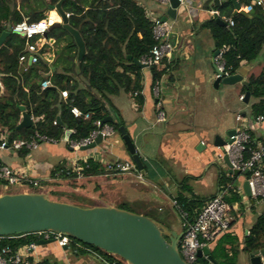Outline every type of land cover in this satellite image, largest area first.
I'll list each match as a JSON object with an SVG mask.
<instances>
[{
	"label": "crops",
	"instance_id": "obj_1",
	"mask_svg": "<svg viewBox=\"0 0 264 264\" xmlns=\"http://www.w3.org/2000/svg\"><path fill=\"white\" fill-rule=\"evenodd\" d=\"M134 1L144 9L149 19L166 20L171 26L167 38L171 45L170 53L155 66L157 71H164L161 78L153 82L150 67L140 68V92L132 95L120 93L109 97V102L105 103L109 110L108 117L112 121L123 122L143 162L144 175L138 171L126 175L104 173L63 177V170L72 173L75 159H92L103 168L105 164L114 161L131 162L121 136L115 132L92 150L74 149L66 145L64 140L42 144L28 153L25 150H0V163L37 181L38 187L44 191L40 194L45 196L55 189L66 187L76 194L88 195L90 184L96 190L101 186H112L117 179L134 177L135 190H132L129 197L140 208L137 214L149 218L155 214L159 220L154 221L181 236L186 226L211 198L217 194H221L222 198L230 197L229 192L232 191L241 201L228 206L229 228L224 233L235 237L241 250L250 227L264 213V200L246 197L242 184L249 176L241 174L235 178L228 175L224 163L216 158L219 149L214 146V142L216 137L222 140L223 133L236 130L242 125L255 137L253 143L256 147L264 142V122L256 125L251 111L255 101L250 97L247 103L240 100L246 93L242 88L246 87L248 77L258 75L264 67V47L254 62L247 64L243 61L240 64L238 70L243 73L242 83L245 86L238 83L214 88V57L218 50L205 24L215 18V21L219 19L227 23L228 28L231 26L232 20L224 16L220 18L219 11L213 8L216 3L221 4L225 0H183V4L176 10L175 19L166 18L167 7H163V11L159 10L160 5L155 0ZM247 1L249 5H246L245 0H237L236 3L242 14L250 17L251 7L255 5L252 0ZM233 12L234 6L232 15ZM57 17L56 22H60ZM52 45L53 40L50 46L45 47L46 54ZM223 48L228 50L229 47L223 46L220 49ZM45 60L49 63L48 59ZM156 87L157 94L154 93ZM2 92L0 86V94ZM236 95L237 102H242L243 108L236 105L233 99ZM137 97L142 99L140 105L136 102ZM159 111L164 112L163 122L156 121ZM237 116L243 121L239 122ZM228 178L234 180L225 187L220 181ZM121 182L131 183L132 180ZM179 196L193 202V208L186 210L178 203ZM174 201L181 206L186 219L180 217L173 205ZM164 211L170 215L176 214L180 231L175 229L171 218L158 215ZM49 240L52 239L38 235L37 242ZM37 242L34 250L21 251L30 260L48 264H111L98 252L85 247L79 248L76 245L75 251L70 247L60 248L54 241L47 245H38ZM253 255L259 256L261 264H264V251ZM237 264H250L249 256L240 252Z\"/></svg>",
	"mask_w": 264,
	"mask_h": 264
},
{
	"label": "trees",
	"instance_id": "obj_2",
	"mask_svg": "<svg viewBox=\"0 0 264 264\" xmlns=\"http://www.w3.org/2000/svg\"><path fill=\"white\" fill-rule=\"evenodd\" d=\"M59 1L0 0V36L5 34L0 45V86L3 88L0 94V144L4 131L8 145L15 140H29L35 133L59 142L64 140L67 130L71 134L66 145L86 139L96 130V121L103 124L108 118L109 110L105 103L109 102V97L120 93L132 95L141 90V69L133 60L140 62L147 56L154 40L151 21L134 0H63L61 9L69 15L67 24L80 35L84 43L83 59L77 61V46L70 33L61 26L53 27L45 34L56 46L53 61L48 63L40 58L36 64L26 65V70H22L18 58L23 53L25 41L12 33L13 26L23 20L37 22L43 19L45 13L52 11ZM213 8L219 11L220 18L224 16L233 22L229 28L219 26L215 18L205 24L210 29L217 50L223 46L229 47L223 59L226 70L232 75L239 69L241 62H254L264 47V10L253 6L250 17L243 14L233 16L231 0L216 3ZM150 71L153 82L164 74V71H157L155 66H151ZM44 81L50 84L46 89L41 88ZM242 90L248 92L255 101L251 105L254 118H264V67L258 75L248 77L246 87ZM136 102L140 105L141 97H137ZM18 106H23L30 117L39 120L30 128L16 129L21 114ZM71 108H77L82 116L73 117ZM105 124L120 135L118 129L123 126L121 120ZM248 134L251 139L249 148L254 150L257 148L253 143L255 137L249 130ZM24 152L28 153L26 150ZM247 155L245 153V157ZM81 165L82 176L105 173L103 166L92 159ZM261 171L264 174V157ZM62 175L77 176L66 170H63ZM233 180L228 178L220 182L226 187ZM229 193L231 198H223L228 206L240 203V197L232 191ZM177 201L188 211L193 208V202H188L183 196H179ZM7 237L0 241V248L8 245L16 250L38 241L37 233ZM214 241L208 249L212 262L202 257L196 260L197 264H237L240 252L248 256L263 253L264 213L250 227L241 250L237 239L229 233L223 232ZM75 242L73 240L68 247L76 251ZM80 244L98 252L108 263L124 264L116 256L94 246Z\"/></svg>",
	"mask_w": 264,
	"mask_h": 264
},
{
	"label": "water",
	"instance_id": "obj_3",
	"mask_svg": "<svg viewBox=\"0 0 264 264\" xmlns=\"http://www.w3.org/2000/svg\"><path fill=\"white\" fill-rule=\"evenodd\" d=\"M62 2L63 0H60L54 8L60 22L54 23L49 30L61 26L68 31L77 46V61H81L85 54L84 43L80 35L68 26V18L61 9ZM231 2L234 6L233 16L242 14L243 12L239 10L236 3L237 0H231ZM179 6L177 0H169L165 12L166 18L175 19L176 10ZM216 23L223 27L228 26L227 23L219 19H216ZM4 37L5 34L0 36V45ZM133 63L141 69L146 67L136 60H133ZM242 82L243 73L238 70L230 76L215 79L213 87L218 88L219 85L233 86L238 83L245 86ZM243 97V102L247 103L249 93L246 92ZM18 109L21 116L16 129L32 127L31 117L25 112L24 107L18 106ZM57 121L59 122L58 119ZM111 121L108 117L103 121V124ZM118 130L136 170L144 175L143 162L125 128L120 126ZM234 133L235 130L228 131L227 137L229 138ZM70 134V131H65V142L68 141ZM102 141L101 135L98 134L93 143L80 149L92 150ZM227 142L216 137L214 146L221 150ZM222 162L230 176L237 178L241 174L245 176L248 174L247 171L241 172L233 169L227 155H224ZM242 189L247 198L252 197L248 180L243 182ZM39 232L61 234L71 240L94 246L109 255L118 257L125 264H187L180 257L178 251L177 244L181 235L147 216L105 206L83 209L74 205L50 201L44 194L40 193L4 194L0 196V237ZM52 242L53 240L39 241L37 244L47 245ZM208 252V249L198 251L197 258L204 257L212 262ZM249 261L250 264H261L259 256L249 255Z\"/></svg>",
	"mask_w": 264,
	"mask_h": 264
},
{
	"label": "built area",
	"instance_id": "obj_4",
	"mask_svg": "<svg viewBox=\"0 0 264 264\" xmlns=\"http://www.w3.org/2000/svg\"><path fill=\"white\" fill-rule=\"evenodd\" d=\"M160 6L168 7L169 0H155ZM179 5L183 4V0H177ZM255 6H259L264 9V0H253ZM56 16L55 9L52 10ZM49 11L45 14L44 18L37 22H28L23 20L16 24L12 28V33L23 38L24 49L23 53L18 58V64L23 71L26 70V65L36 64L40 58L44 57L45 47L50 46L52 40L47 39L45 34L49 31V28L56 23L50 16ZM215 14V13H214ZM68 18L69 15L65 14ZM151 21V34L154 40V45L150 49L147 56L143 57L140 61L146 67L157 66L162 62V59L170 53L171 45L167 41L168 35L171 30V26L167 21H162L159 18H150ZM232 26L233 23L230 22ZM227 51L226 48L217 51L214 57L215 65V79L224 78L231 74L226 70L223 59V54ZM50 86L49 81L41 83V88L46 89ZM154 93L157 94V87L154 89ZM243 96L240 100H243ZM70 113L75 118L82 116L81 112L77 108H71ZM86 118V117H85ZM165 119L164 112L159 111L156 117L157 122H163ZM32 126L39 118H33ZM237 120L242 122V118L237 116ZM255 124L260 125L264 122L263 117L254 118ZM55 124V123H54ZM96 130L90 134L86 139L78 142L68 143L70 147L74 149H80L86 147L94 142L98 134L101 135L103 140L110 138L114 134V130L108 124H101L98 121L95 123ZM7 134L4 131L2 134V142L0 144V150L12 149V150H26L32 151L42 144L56 143L55 140L47 138L43 135L35 133L29 140H15L11 145L7 144ZM250 135L246 131L244 125L235 130L234 135L228 138V142L222 149H219V153L216 158L218 161H222L224 155L228 156L230 164L233 169L240 170L241 172L247 171L249 174L248 183L250 192L253 198H264V174L261 171V164L264 157V143L257 146L252 150L249 148ZM245 153L248 155L245 157ZM89 159H75L72 166V172L81 176L82 165ZM81 163V164H80ZM105 174L113 175H126L131 172H136L134 164L130 161H114L105 164ZM0 180L6 181L10 184H19L21 182L28 183L32 187H38L37 181L28 177L25 174H21L19 171L13 170L0 163ZM174 207L177 209L180 217L186 219V214L182 210L181 206L177 202H173ZM228 205L223 201L222 195L217 194L211 198L197 213L193 220L186 226L181 238L178 241V251L180 257L187 264H195L197 258V252L203 249H209L210 244L223 232L229 228V220L227 218ZM38 235L44 236L45 239L51 238L58 247H68L71 239L56 233L51 232H39ZM8 237H0V241ZM12 238V237H9ZM77 246H80L77 244ZM35 243H31L28 246L12 249L6 245L0 248V264H48L39 260H30L28 255H23L22 250H34ZM81 248V246L79 247ZM113 264V263H111Z\"/></svg>",
	"mask_w": 264,
	"mask_h": 264
},
{
	"label": "rangeland",
	"instance_id": "obj_5",
	"mask_svg": "<svg viewBox=\"0 0 264 264\" xmlns=\"http://www.w3.org/2000/svg\"><path fill=\"white\" fill-rule=\"evenodd\" d=\"M158 7H159V10L163 11V6L161 7L158 6ZM49 48L50 49L48 50L47 54H45V56L42 58L48 59L49 63H51L54 59V51L56 50V46L52 45V47H49ZM233 99L236 101L235 103L239 108H243L242 102H237V95L235 97L233 96ZM232 119H234V114H232ZM227 132L228 131H226L225 133L221 135V139L223 141L228 140ZM117 180L119 182L132 180V182L131 183L123 182L124 183L123 184L122 182L119 183L117 181L110 187L104 188L103 186H101V187H98L96 190H94L93 185L89 183L90 188L88 189L89 191H87L88 195L76 194L72 190H69L67 187L65 189L60 188V189H55L53 193H50V194L47 193L46 197L50 201L74 205V206H77L83 209L99 207V206L104 207V204H105V205H111L112 207L117 208V209H125L129 212L137 214V212L140 211V208L138 204L135 201H133L131 197H129L132 190H135L134 177L120 178ZM21 192L44 193L41 187H32L28 183H24V182L13 185V184L7 183L6 181H2V184L0 185V196L4 194H19ZM92 196L95 198L92 199ZM158 215L171 218L173 220L175 229L177 231H180V227L177 224L178 220H177L176 214L172 213L170 215L168 214V211H164L162 214H158ZM151 216H152L151 219L154 218L153 220L155 219L159 220L158 218L159 216H156L155 214ZM72 242L73 240H71L70 244ZM74 244L76 245L79 244L81 247H84L78 242H75Z\"/></svg>",
	"mask_w": 264,
	"mask_h": 264
},
{
	"label": "bare ground",
	"instance_id": "obj_6",
	"mask_svg": "<svg viewBox=\"0 0 264 264\" xmlns=\"http://www.w3.org/2000/svg\"><path fill=\"white\" fill-rule=\"evenodd\" d=\"M50 16H51V18L53 19V20H58V17L55 15V13L54 12H52L51 14H50Z\"/></svg>",
	"mask_w": 264,
	"mask_h": 264
}]
</instances>
